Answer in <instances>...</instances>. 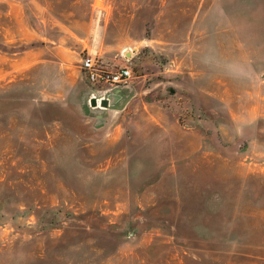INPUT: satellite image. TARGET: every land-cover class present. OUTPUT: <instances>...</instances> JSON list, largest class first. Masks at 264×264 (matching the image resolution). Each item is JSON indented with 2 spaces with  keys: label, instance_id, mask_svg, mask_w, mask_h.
I'll use <instances>...</instances> for the list:
<instances>
[{
  "label": "rangeland",
  "instance_id": "rangeland-1",
  "mask_svg": "<svg viewBox=\"0 0 264 264\" xmlns=\"http://www.w3.org/2000/svg\"><path fill=\"white\" fill-rule=\"evenodd\" d=\"M0 264H264V0H0Z\"/></svg>",
  "mask_w": 264,
  "mask_h": 264
},
{
  "label": "built area",
  "instance_id": "built-area-1",
  "mask_svg": "<svg viewBox=\"0 0 264 264\" xmlns=\"http://www.w3.org/2000/svg\"><path fill=\"white\" fill-rule=\"evenodd\" d=\"M81 68L85 78L92 85L95 94L99 96L97 100L101 103L105 99L107 101L113 90L126 86L132 77L129 66L107 67L92 55H86L81 60ZM95 94L92 96L94 97ZM97 100H95L96 103Z\"/></svg>",
  "mask_w": 264,
  "mask_h": 264
},
{
  "label": "water",
  "instance_id": "water-1",
  "mask_svg": "<svg viewBox=\"0 0 264 264\" xmlns=\"http://www.w3.org/2000/svg\"><path fill=\"white\" fill-rule=\"evenodd\" d=\"M91 103H92V104H95V100H92ZM106 103H107V102H106L105 100L102 101V104H103V105H106Z\"/></svg>",
  "mask_w": 264,
  "mask_h": 264
}]
</instances>
